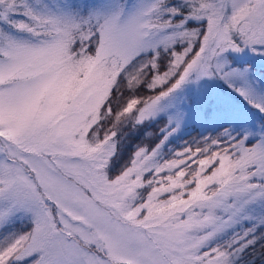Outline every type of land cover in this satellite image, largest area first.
I'll list each match as a JSON object with an SVG mask.
<instances>
[{
	"label": "snow or ice",
	"instance_id": "6c2138e0",
	"mask_svg": "<svg viewBox=\"0 0 264 264\" xmlns=\"http://www.w3.org/2000/svg\"><path fill=\"white\" fill-rule=\"evenodd\" d=\"M246 51L264 0H0V264H245L264 125L213 83L264 113ZM189 89L227 126L173 147ZM126 125L147 130L117 168Z\"/></svg>",
	"mask_w": 264,
	"mask_h": 264
},
{
	"label": "rangeland",
	"instance_id": "374dc122",
	"mask_svg": "<svg viewBox=\"0 0 264 264\" xmlns=\"http://www.w3.org/2000/svg\"><path fill=\"white\" fill-rule=\"evenodd\" d=\"M61 3L64 2V0H60ZM69 2L73 6H80L87 10L89 7L97 6V7H106L108 4V0H69ZM236 56V62L238 64H242L245 62H248L254 66V74L256 77L259 78L260 81L264 82V56H259L257 54L252 53L251 51H246L241 54H235ZM244 60V61H241ZM213 88L216 91H221L227 94L232 98L233 105L236 106V108L243 114L245 119L247 120L248 124L252 126L255 129H259L261 126V121L258 119L264 115V113L258 112L256 109L252 108L250 105L245 103L240 97L237 96V94L230 89L227 84H225L223 81H215L213 83ZM145 90H142V93L144 95H151V93L144 92ZM125 95L127 92L125 91ZM183 95V93H181ZM188 95L191 97L188 100H185L181 107L184 109L186 116L184 119V122L182 124H194L198 125L199 128H201V131L196 133L193 132L189 137H177V134H175L174 137L171 139V144L173 147H180L182 146V141H189L192 138H199L201 136H209V135H215L220 128L221 124H225L227 126L226 121L218 120L215 117V114L207 115L202 111L201 105L197 101V94L192 92L191 89L188 90ZM264 120V118H263ZM192 126V125H190ZM152 127L155 128L156 125L153 122ZM193 127V126H192ZM182 129V127H181ZM181 129L179 131H181ZM147 129L144 126H141L139 129H130L129 126H124L121 137H120V151L117 156V160L115 161V166L118 168L120 165H122L129 157L131 152L135 149L136 145L140 143L143 140V133ZM151 140L150 138L148 139ZM262 207L259 204H256L253 206V211L257 210L258 208ZM19 226V225H18ZM264 242V241H263ZM261 243V242H260ZM257 253L256 255H258ZM253 254L252 250L250 254L242 256V260L247 264L248 259H252L253 256H256ZM254 264H264V255H260L256 257V261L253 262Z\"/></svg>",
	"mask_w": 264,
	"mask_h": 264
},
{
	"label": "trees",
	"instance_id": "16d2710c",
	"mask_svg": "<svg viewBox=\"0 0 264 264\" xmlns=\"http://www.w3.org/2000/svg\"><path fill=\"white\" fill-rule=\"evenodd\" d=\"M244 61V60H243ZM260 120L261 121H263L264 122V120L263 119H261L260 118ZM190 125H192V126H190ZM201 131V128H199V126L198 125H195L194 126V124H186V125H183L182 126V129H181V131H179L178 132V134H177V137H180V136H182V137H189L190 135H191V133H193V132H196V133H198V132H200ZM142 142V141H141ZM140 142V143H141ZM143 142H149V143H151L152 141L150 140H147V141H143ZM262 210V207H260V208H258L257 210H255L254 212H256V213H259L260 211ZM245 226H248V222H246V224H245ZM261 231H264V225H260L259 226V228L257 229V234H259V232H261ZM264 238H261L260 240H258L257 242H256V244H254V245H252V246H250L248 249H246V251H245V254L244 255H248V254H250V252H251V250H252V252H253V254H257V253H259L258 255H256V256H253V258L250 260V259H248L247 260V264H254L253 262L254 261H256V257L257 256H259L260 255V253L262 254V248H264ZM261 242V243H260ZM243 255V256H244Z\"/></svg>",
	"mask_w": 264,
	"mask_h": 264
}]
</instances>
